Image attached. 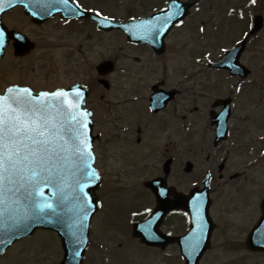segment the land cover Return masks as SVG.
Here are the masks:
<instances>
[{"label": "flooded vegetation", "instance_id": "1", "mask_svg": "<svg viewBox=\"0 0 264 264\" xmlns=\"http://www.w3.org/2000/svg\"><path fill=\"white\" fill-rule=\"evenodd\" d=\"M105 1L70 0L67 4L68 8L62 11L60 8L65 5L58 0L61 2L57 5L59 13L38 21L26 16L23 8L17 6L6 12L3 20L9 30L21 33L18 37L12 33L14 37H11L6 51V56L8 55L9 58L10 73L7 75L9 84L28 85L36 90H53L76 83L88 88L86 105L93 113L96 164L104 170L105 181L107 174L110 178L107 182L104 181L100 200H103V204L104 202L120 204L123 201L136 203L127 211L120 208L118 213L114 208H107L109 214L104 212L101 215L104 218L100 225L102 229L92 231L91 239L96 243L99 251L118 254L123 246L120 243L114 244L115 235L118 230L123 231V229L120 228L121 223L112 227L114 220L131 212H141L143 208L151 210L155 208V197L151 190L145 187L146 182L152 179L164 177L168 186L169 196L166 197L168 202L173 201L171 191L174 189L185 194L183 173L185 139L190 137L194 128L196 130L192 134L198 131L204 141L214 137L215 126L211 124V119L220 113L223 107L222 99L228 98L231 105L228 124L230 128L232 125L233 129L229 128L228 132L231 131L233 140L224 152L223 142L213 147L215 156L221 160V155L224 154L223 158L226 160L221 171H218V165L216 166L217 171L213 177L220 182L225 176L226 178L238 176L235 174L237 171L225 175V170L229 167L227 155L231 151L238 158L233 168H251L256 161L264 165V148L262 150L259 148L264 147L262 142L264 126H258L261 123L264 125V67L251 68L254 64L244 61L248 51L254 48L256 52L252 60L260 59V64H263L264 53L257 47H262L264 44V25L258 33L249 35L254 15H249L242 9L236 18L226 19L228 13L223 18L215 16L217 19L220 18L217 21H207L204 9L203 15L198 20H193L185 26L184 19L182 24L175 25L166 34L161 52L154 51L146 44L131 43L123 32L115 31L124 44L138 51L126 59L122 50L114 56L103 47L98 50L99 53L96 52V62H93L90 68H86L87 75L85 77L80 75V78H77L76 72L72 71L71 67L80 54L79 48L84 47L83 42L90 41L92 48L90 51H93L94 30L98 35H105L106 37L100 39L107 42L111 33L99 30L97 24L90 17L85 16L84 12L120 20L144 17L163 7L155 4L151 5V9L146 14L115 16L110 15L109 5ZM74 4L75 6H71ZM14 20H22L24 23L15 27L12 24ZM156 23L159 25V20ZM51 28L54 29L53 36H45L42 48L61 49L57 63L51 58V67L46 75L47 72L40 64L37 65L38 61L34 59L39 55L34 31L45 33ZM155 33L158 43L161 31L156 30ZM78 34L83 35L80 41L77 39ZM21 37L27 41L23 42L24 45L26 44L22 49L23 52L16 50L17 43L22 42ZM241 42L243 46L240 62L249 72L247 77L230 75L226 69L211 67L223 52ZM103 51L107 53L104 54ZM109 58H112L115 64L113 71L99 75L97 64ZM185 58L189 65L188 69L185 68ZM40 59L43 58L40 56ZM120 59L122 60L118 62ZM52 64L56 70L63 72L61 75L70 74L73 78L66 83H60L64 79H51L50 77L55 75L52 72ZM89 72L91 75L88 76ZM115 74L117 75L114 76ZM47 76L50 80L46 79ZM244 140L249 143L246 147L242 145ZM260 156H263V160H250L252 157ZM249 161L251 164H248ZM172 175L177 176L180 183L173 182ZM181 175H184L182 180ZM261 185V197H263L264 174ZM209 210L215 232L223 226L220 220L223 209L220 203L212 200ZM174 220L182 221V233H185L190 224L185 208L167 212L161 230L165 234H174L172 229ZM124 232H127L129 240L133 242V249L154 254L165 252V260L159 264H172L174 244L146 245L133 235L132 230L125 229ZM260 254L264 257V252Z\"/></svg>", "mask_w": 264, "mask_h": 264}, {"label": "snow or ice", "instance_id": "2", "mask_svg": "<svg viewBox=\"0 0 264 264\" xmlns=\"http://www.w3.org/2000/svg\"><path fill=\"white\" fill-rule=\"evenodd\" d=\"M14 2L0 0V12ZM61 2L65 6L68 4V0ZM173 7L175 12L159 20L157 32L163 31L170 21L181 14L182 10L175 0ZM4 41L5 33L0 30V47ZM73 93V99L69 98V92L62 89L33 95L31 89L16 86L0 94V229L27 232L30 223L48 214L56 215L57 207L67 199L65 189L71 184H75V191L79 193L73 199L79 202L76 205L77 223L83 227L90 202L83 198L85 185L80 177L86 176L89 180L100 177L88 163L93 158L88 136L87 118L90 113L81 111L83 98L80 90L74 89ZM44 186L57 190L54 193L59 196L56 206L42 199ZM166 194L163 190L160 192L161 196ZM201 203L199 198L193 201L199 227L189 241L193 251L199 247L204 233ZM146 211L151 212V209ZM152 223L149 220L145 226L149 234Z\"/></svg>", "mask_w": 264, "mask_h": 264}, {"label": "rangeland", "instance_id": "3", "mask_svg": "<svg viewBox=\"0 0 264 264\" xmlns=\"http://www.w3.org/2000/svg\"><path fill=\"white\" fill-rule=\"evenodd\" d=\"M208 2H211L212 0H206ZM107 5H109V13L110 15H119L122 16L125 14L127 16L128 14H141L146 13L150 10L151 5L160 3L161 0H106L105 1ZM133 3V6L129 5L130 7H127V3ZM239 0H219L218 6L215 8V15H217V12L225 11L227 6H231L233 4H237ZM115 4H120L115 7ZM129 4V3H128ZM146 4V5H145ZM259 8H262V13L264 14V0H258ZM114 7H110V6ZM216 5V4H214ZM210 15V14H209ZM201 14L196 15L195 17H200ZM209 20H211V17H208ZM192 18L188 19V21H191ZM22 20H14L12 24L17 27L23 25ZM56 26V25H55ZM55 29V27H53ZM54 29H49L45 33L44 32H38L34 31V36L37 39L38 42V57L33 58L38 61L37 65H41V67L44 69V71L47 72L46 75H48V71L51 62V58H53V61L57 63L58 55H60L59 50L61 48H42V43L45 41V36H53ZM264 34V33H263ZM261 34V35H263ZM83 37L82 34L77 35L78 41L79 39ZM54 39V37H52ZM111 38V37H109ZM107 44V45H106ZM41 45V46H40ZM44 45V44H43ZM84 47L79 48L80 54L77 57V61L75 60V64L71 67L72 71L76 72L77 78H80V75H83L85 77L87 75L86 68H90V65L94 62H96V52L103 47L109 52L112 53L111 55L117 56V54L120 52V50L123 51L122 54L123 57L126 59L131 57V55H134L138 50H135V48H132L126 44H124V41L120 39V37H112L111 40H103L100 38H94V46L93 51L90 49V41L83 42ZM191 48V46H190ZM264 53V44L262 47H257ZM104 49V51H105ZM254 48H251L248 51V55L244 57V61H250L253 66L251 68H262L264 67V61L263 64H260V59L253 61V54L256 52ZM103 51V52H104ZM99 53V51H98ZM107 52H104L106 54ZM186 54V50H185ZM41 58L43 59H40ZM112 59V58H111ZM122 59H120L118 62H120ZM30 64L32 62L28 60ZM191 61V60H190ZM61 63V62H58ZM2 67L0 68V88L7 83L9 78L7 75H9V70L6 68V62H2ZM53 65L52 72L55 74L51 79H64L61 80L60 83H66L67 81H70L73 76L70 74L67 76L61 75L63 72L61 70H56ZM185 68L188 69L189 65L185 58ZM78 73V74H77ZM118 74V73H117ZM115 74L114 76H116ZM91 75L89 72L88 76ZM255 75V74H254ZM256 76V75H255ZM48 80L49 77L47 76ZM249 124V123H248ZM235 125V123H234ZM194 125H192L193 128ZM259 127H263L264 125L259 124ZM196 128H194V131ZM193 131V132H194ZM192 132V133H193ZM191 133V134H192ZM209 139V138H208ZM202 140L200 139V133L196 132L194 137H188L185 139V160L189 159L194 163V172L192 175H186L185 174V189L188 188L190 185H192L191 182L195 181V179H198L202 173V168L205 169L209 168L212 163V156H210V159H206L207 154L212 155V150L209 148L211 146L209 140ZM103 155V152L101 153ZM218 162V161H217ZM232 158H230V167L229 169L232 171L237 168H233V165L235 163H231ZM251 170H247L245 175L253 176L252 179L254 182L250 184L251 187L257 188V184L260 183L262 180V176L264 174V166L262 163H259L257 166L253 167L252 174L250 173ZM197 177V178H196ZM109 175L107 174L106 180L108 181ZM241 178H239L240 180ZM106 181V182H107ZM258 181V183L256 182ZM109 184V183H107ZM238 185V181H235V184L232 183V180H223L221 181V184H215V191L213 193V197L216 201L221 203L222 209L226 207L227 209H224L222 211V214L220 216V219L222 221L223 226L225 224H228V227L226 229H223V235L219 232L216 233V236L214 238V247L211 251L208 252L207 255L203 256V259L201 261V264H226L225 261L229 260V264H239V262L232 261L231 259L234 255H237V252L234 251L236 249L226 247L225 245L228 244L229 246H232L233 243L239 242V239L243 238L244 235L242 234V227L244 225L246 229H244V233L246 235V232L248 229L254 226L253 221L255 222L256 219L259 217L257 214H255L256 211V205H254L256 194L252 196V205L248 203H243L241 200L239 201L238 198L241 195L240 193L244 191L245 185H240V191L235 192L236 187ZM251 188L253 192H258L256 189ZM251 191V192H252ZM250 192V193H251ZM243 196V194H242ZM258 202V201H257ZM109 205V204H108ZM108 205L106 203L104 204L103 211L105 213L109 214V211L107 210ZM118 206L121 209L127 211L131 208H133L136 203L135 201H131L130 203H127L126 201H123L122 203H118ZM258 213V211H257ZM253 215V216H252ZM257 215V216H256ZM251 216V217H250ZM104 218L97 217L94 221V228L102 229L101 222ZM126 219V218H125ZM128 224V223H127ZM179 224H181V221H179ZM121 222V227H122ZM120 227V228H121ZM127 228H129L128 225H126ZM125 228H121L122 230L117 231L116 241H114V244H121L123 248H121V251L118 252V254H112V253H102L98 250L96 247V243H93V246L91 247L92 250L95 251L93 255H91V251H89L87 254V258L84 260V264H129L130 262L132 264H159L162 260H165V254L163 253H147L144 251H141L139 249H133L132 246L134 245L133 242H131L127 236V232H124ZM115 230V229H114ZM118 236V237H117ZM97 248V249H96ZM232 249V250H231ZM229 250V251H228ZM245 251H241L242 254ZM240 253V254H241ZM172 264H182V260L179 258L178 253L174 252L172 253ZM62 256V251L60 249L58 240L56 235L53 232L50 231H44V230H38L31 236L24 238L22 240L17 241L14 243L5 254H3L0 257V264H59V261ZM250 257L248 262L246 264H264V257H261L259 255H247ZM169 259V260H171ZM241 262V260H240Z\"/></svg>", "mask_w": 264, "mask_h": 264}, {"label": "water", "instance_id": "4", "mask_svg": "<svg viewBox=\"0 0 264 264\" xmlns=\"http://www.w3.org/2000/svg\"><path fill=\"white\" fill-rule=\"evenodd\" d=\"M74 89L65 90L66 92L70 93V99L74 98ZM82 94V93H81ZM84 94H82L83 98ZM81 111H86L84 108V100L82 99V102L80 104ZM88 123V136H89V143L91 145L92 137H91V121L90 117L87 118ZM92 153V152H91ZM93 157V156H92ZM88 163L91 165L92 169H94L93 166V158L88 161ZM191 169L190 165L186 168V171H189ZM95 170V169H94ZM96 172V171H95ZM81 183L85 185L83 190V198L90 202V206L88 208V215L83 220V227H80L77 223L78 221V211L76 208V205L79 203L75 199H73L74 195L79 194L78 191H75L76 186L75 184H71V187L65 189V195L67 199L65 200L64 204L60 205L56 209V215L48 214L44 218L39 219L35 221L34 223H30V228L27 232H16V231H5L4 229H0V254L16 239L27 236L31 234L35 229L42 228V229H49L54 230L61 238L62 247L64 251L63 259L61 261V264H81L83 252L86 247L87 243V235H88V226L89 221L96 210V196H95V189L99 185V179L98 180H89L86 176L80 177ZM43 197L42 199L44 201H47L49 203H53L54 206L57 205L59 196L54 195L56 193L55 188H51L48 186L43 187ZM194 192H192L193 194ZM201 193H194L193 197H200ZM176 206H181L182 201L178 200ZM167 206L161 207V211L156 212L152 215V217L144 222L138 223L134 225V233L136 235L141 236V238H148L153 237L152 229L157 228V222L161 218V214L167 209ZM264 209V205H263ZM193 219V217H192ZM207 219V217H206ZM151 220L153 221L151 225V234L147 233L145 231V226L147 222ZM194 221H196V218L194 216ZM159 223V222H158ZM75 225V226H74ZM76 233V235H74ZM77 236L79 237V242H77ZM209 237V233L207 235V238ZM206 238V237H205ZM178 240V244L180 246L183 245V239L182 237L176 238ZM248 247L251 249H264V214L262 215L260 221L258 222L257 226L254 228V230L250 233L247 239ZM208 245V239H206L205 248ZM203 250H201L199 253H197L198 256L201 255ZM78 252V255L76 254ZM182 254L185 255V250L183 249Z\"/></svg>", "mask_w": 264, "mask_h": 264}]
</instances>
